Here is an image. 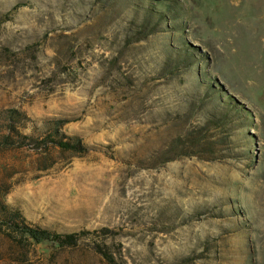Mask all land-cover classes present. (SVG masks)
Segmentation results:
<instances>
[{
  "label": "rangeland",
  "instance_id": "1",
  "mask_svg": "<svg viewBox=\"0 0 264 264\" xmlns=\"http://www.w3.org/2000/svg\"><path fill=\"white\" fill-rule=\"evenodd\" d=\"M5 110L83 149L0 146V204L79 238L0 264H264V0H0Z\"/></svg>",
  "mask_w": 264,
  "mask_h": 264
},
{
  "label": "trees",
  "instance_id": "2",
  "mask_svg": "<svg viewBox=\"0 0 264 264\" xmlns=\"http://www.w3.org/2000/svg\"><path fill=\"white\" fill-rule=\"evenodd\" d=\"M25 121L26 119L23 115L14 110H5L1 112L0 128H6L7 130L0 134V146L16 145L18 148L29 147L35 151L55 149L62 152H79L83 149L79 139L68 138L59 132V127L62 123L54 122L51 124V127L40 129L42 131L40 133L39 129H34L27 134H23L20 130L27 129V126L24 124ZM4 133H6V135H4ZM12 136H15V138ZM0 226L8 227L11 230L15 229V233L25 235L29 240L35 243L52 241L59 245V247L64 245L75 247L79 240L76 234L61 236L52 234L48 230L29 227L25 225L24 219L18 211L2 206L1 204Z\"/></svg>",
  "mask_w": 264,
  "mask_h": 264
}]
</instances>
